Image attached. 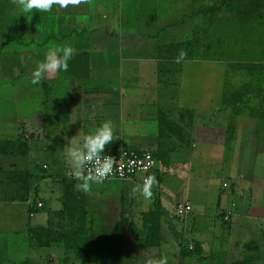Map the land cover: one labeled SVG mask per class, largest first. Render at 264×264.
Here are the masks:
<instances>
[{
  "label": "crops",
  "instance_id": "crops-1",
  "mask_svg": "<svg viewBox=\"0 0 264 264\" xmlns=\"http://www.w3.org/2000/svg\"><path fill=\"white\" fill-rule=\"evenodd\" d=\"M224 1L88 0L79 6L57 7L50 14L37 11L28 19L17 17L12 0H0V138L13 136L0 139V214L11 211L10 220L14 221L16 207L22 205L28 219L42 212L47 215L46 224L29 223L23 230L27 237L21 247V252H26L21 264H74L72 254L79 259L75 264H83L84 256L61 244H36L34 230H56L52 225L55 217L66 211L63 185L54 180L56 174L48 172L44 156L53 159V153L58 155L56 169L68 164L62 153L71 138L90 133L105 120L112 122L116 138L104 151L121 146L149 149L156 159L153 173L159 156L166 168L187 167L199 173L195 164L207 160L206 165H214L223 175L235 176L232 184L227 180L221 187L217 184L213 195L216 210L209 218L199 211L208 200L206 196L214 193L212 182L218 178L212 171L197 176L190 172L196 179L195 193L187 190L185 200L177 203L188 201L192 210L180 219L168 204L162 206V244L156 249L178 245L175 248L182 250L179 258L188 264H194L189 262L192 248L202 257L197 264H206L218 254L226 264L250 257L254 264H264V184L260 183L264 175L258 166L254 168L255 162L264 159V115L246 108L252 93L231 98L228 105L237 106L231 112L224 106L219 110L198 107L197 102L182 100L179 94L181 64L226 59L228 72L245 80L254 68V60L248 56L253 44L262 51L263 62L258 64H264V3ZM247 25L250 29L242 30ZM228 37L235 38V46L241 38L243 48L248 49H241L240 60L229 61L224 55L233 52L226 48ZM65 43L77 49L68 72L50 74L34 85L32 70L37 62L51 46ZM180 51L186 56L176 63ZM261 83L264 89V81ZM236 85L237 89L255 88L247 80ZM232 118L237 129L230 131L227 125ZM5 156H15V160L6 161L11 165L6 169ZM209 175H213L210 180ZM46 195L49 201H58V206L49 207ZM39 201L42 208H37ZM227 213L233 216L226 226L223 217ZM175 219L184 222L183 229L191 233L188 245L182 241L175 244ZM216 220L228 231L224 246L214 252L220 242ZM37 249H61L64 256L38 253ZM32 251L36 252L33 257ZM0 264L7 263L0 260Z\"/></svg>",
  "mask_w": 264,
  "mask_h": 264
},
{
  "label": "rangeland",
  "instance_id": "rangeland-1",
  "mask_svg": "<svg viewBox=\"0 0 264 264\" xmlns=\"http://www.w3.org/2000/svg\"><path fill=\"white\" fill-rule=\"evenodd\" d=\"M248 27L249 25L243 26L242 30L246 28V31H248L250 29ZM254 33L256 32L254 31ZM255 38L258 39L259 37L254 36V39ZM237 40H239V42L236 41L235 46L233 44L235 38H227L228 45H226V48L230 51H233L232 53H224L229 61H231L230 59L240 60L243 56L241 53V49H245L243 48V42L241 41V38H237ZM247 46L248 45L245 43V47ZM252 48L253 49H249V52L248 49H245L246 52H248V56L250 57V59L254 60V62L251 64V67L254 68L250 67L252 72L251 74L246 73L245 80L236 78L237 76L233 77V75L228 72L229 67L227 66L226 62H224L226 59L221 62L220 59L213 58L212 61L208 60L206 63L189 65L186 64L185 66H183L184 64H181L180 66L182 67L183 72L180 73V76H182L179 86L180 99H189V101H195L197 102L198 107L200 106L201 108H210L211 110H219L221 106H224V110L227 108L226 110L231 112L232 109L237 108L235 104L231 106L228 105V103L232 102L231 98H234L236 100L237 98L239 99L244 95L246 97H249L247 94L252 93L253 95H251L248 100L249 104L247 103V105L250 106H247L246 108H248L249 112H257L264 115V104L260 106L256 104V102L263 103L264 101V89L262 88L261 83L264 81V64H258V62H263L262 51L259 52V47H257L256 49V46H254V44L252 45ZM251 52H254V55L251 56ZM249 77L252 78H250L249 80ZM246 80L248 82L252 81L255 84V88L237 89L236 82L240 85V81L241 83H243ZM234 119L232 118V120H230L229 124L227 125V128L230 131L237 129L235 121L236 119ZM226 122L227 121L224 120V124H226ZM238 123L239 122H237V124ZM2 138H13V136L11 134H8L5 137H1L0 139ZM51 156H53V159L49 158L48 156H44V158L48 160V164L50 166L48 172L56 174V179L53 175L54 180L63 185L64 194L67 193L77 196L81 201V207H83V210H79L67 207L65 205L66 211L63 212L60 216H56L54 219V224H52L56 226V230L53 229L55 232H71L78 229L82 225H85L88 228L89 232L98 233L104 224L116 220L117 218L119 219L123 217L128 218L130 223L136 228L139 236L143 237L146 232V228L148 227L150 213L153 209L159 207L162 208L163 205L166 206V204H168V206H170L171 208L172 214L175 215L174 210H172V208H174V204H176L179 200H185L184 193H186L187 190L190 191L191 195L195 193L194 186L196 185V179H192L190 172L194 176H197L203 173L210 174L209 172L212 171V174L218 178L217 180H214L212 182L211 189L214 193L206 196L208 197V200L199 211L206 217H214L216 205L213 206V204L216 202L213 201V195L217 194V184H220L219 187H221L223 181L225 180L229 181L230 184H232L231 182L235 178V176H229V174L226 173H224L223 175L221 171L219 172V170H217L214 165L211 166L210 163L206 165L207 160L201 161L200 164H195L194 168L198 169L199 173H193L192 170L187 167H181L180 169L166 168L163 161L161 160V157L158 156V159L160 160H158L157 162L155 172H152V175H154L152 177L155 178V182L151 189L153 195L150 200H144L139 196L136 198H130L129 196L131 187L136 183L143 182L142 173H138L136 175V182L109 181L99 186L93 185L92 189L88 193H84L82 191H79L76 187V185L80 183V181L75 178L70 164H63L64 166L61 165L60 168L56 169L59 160L57 158L58 155L53 153ZM14 157L15 156H7L3 160L5 169L11 167L10 162L12 160H15ZM8 159H10V162H6ZM259 161L260 163L257 164L254 160H251V163L254 164L255 162L256 166H254V168L258 166V169L264 175V169L262 167L264 164L262 163L264 162V159H260ZM203 162H205V164ZM55 171L57 173H55ZM68 173H73V177H69ZM252 173L253 172H251V175ZM213 175H209L207 179H212ZM248 181L249 180H247V182ZM260 183L264 184V181ZM225 184L227 185V183ZM201 188L203 189L204 185L201 186ZM256 192L258 193V190H256ZM47 196L48 195H46V198L48 199L47 201L49 207L54 209V207L58 206V201H49V197ZM16 210L17 211L14 214V221L10 220L11 216L13 215L11 214V211L6 210V213L4 215L3 213L2 215L0 214V260L7 264H16L17 262L18 264H21L20 261L23 260V256L26 254V252H21V247H23V243H26L25 238L27 237V234L24 233L23 230H26L28 224H46L47 215L45 214V212H42L41 215L38 214L36 217L28 219L25 208L22 205H18L16 207ZM216 221L217 223L214 225H217V227H219V232L216 233V239H218L217 241L220 242L216 244V247L213 248L214 252L218 251L221 245L224 246V239L225 241L227 240V235H225L224 237V233L228 231V228L223 226L220 220ZM175 222L178 225V232L175 235L177 241L175 242V244L180 245V242L182 241V244L188 245V238L191 236V233H189L188 229L187 231L183 229L182 225L184 224V222L183 224H180L177 219H175ZM222 227L224 228V231ZM260 228H262V226ZM49 234L50 233L47 232L46 237H48ZM128 238L129 239H127V241L125 242L126 245L124 250L126 255L133 259L132 264H141V260H143L145 257H156L158 255H167L169 264H181V262H183V258H179V256H181L180 254L182 250L180 251V249L177 250L175 248L178 245H174L175 247L166 246L162 249H150L139 246L136 239H134L132 236L129 235ZM37 252L42 254L54 252V256H59V258H62L64 256L61 249H37ZM35 253V251H32V257ZM196 254L197 253H194L192 255L190 254L192 258L189 262H194V264H197L198 260H200L202 257H199ZM200 255L202 256V254ZM218 255L220 258L217 256H213L212 259L207 260L206 264H217L218 262H220V260H222L221 255ZM72 256L74 255L72 254L70 258L72 259L74 264L75 262L79 261V259H75ZM87 258L90 259L89 261H91V264H95L92 260L95 258L94 255Z\"/></svg>",
  "mask_w": 264,
  "mask_h": 264
},
{
  "label": "clouds",
  "instance_id": "clouds-1",
  "mask_svg": "<svg viewBox=\"0 0 264 264\" xmlns=\"http://www.w3.org/2000/svg\"><path fill=\"white\" fill-rule=\"evenodd\" d=\"M88 0H12L17 17L24 15L32 17L35 12L50 14L55 8H66L69 4L79 6ZM77 49L71 43L62 46H51L42 60L38 61L32 70V83L39 84L50 74L68 72L69 62L73 59ZM186 53L180 51L176 63H181ZM116 132L111 121L105 120L90 133L71 138L62 155L71 166L75 178L80 181L76 185L79 191L88 193L93 185H102L113 175L115 161L111 156L105 155L107 145L113 143ZM154 177H146L142 183L134 184L129 192L130 198L141 197L144 200L152 198ZM141 264H169L167 255L145 257Z\"/></svg>",
  "mask_w": 264,
  "mask_h": 264
},
{
  "label": "trees",
  "instance_id": "trees-1",
  "mask_svg": "<svg viewBox=\"0 0 264 264\" xmlns=\"http://www.w3.org/2000/svg\"><path fill=\"white\" fill-rule=\"evenodd\" d=\"M238 1V0H225ZM246 1H260L264 0H246ZM1 149V145H0ZM64 203L67 207L83 210L81 201L73 194H64ZM36 210V209H35ZM50 233L46 237V233ZM132 236L138 242L139 246L145 248H159L162 244L161 233V208H156L150 213L148 227L144 236H139L136 228L130 223L128 218H117L104 224L98 233L89 232L85 225L71 232H55L49 228H40L34 230V237L38 246H48L51 243L61 244L65 250L73 252L78 255L86 257L83 264H91L89 256H95V264H132L131 259L125 253V245L128 236ZM188 254L199 253V250L192 248ZM181 264H188L181 262ZM217 264H226L220 260ZM234 264H254L253 258H246Z\"/></svg>",
  "mask_w": 264,
  "mask_h": 264
},
{
  "label": "built area",
  "instance_id": "built-area-1",
  "mask_svg": "<svg viewBox=\"0 0 264 264\" xmlns=\"http://www.w3.org/2000/svg\"><path fill=\"white\" fill-rule=\"evenodd\" d=\"M105 155L111 156L115 161L113 175L104 183L109 181H136V175L143 173L142 181L146 177H152L151 172L155 167L156 159L153 152L149 149L141 151L131 150L125 147L104 151ZM43 202H37V208H42ZM175 215L183 219L184 216L192 210L191 204L179 202L175 206ZM33 216L34 213H31ZM233 213L224 215L223 220L227 226L232 221Z\"/></svg>",
  "mask_w": 264,
  "mask_h": 264
}]
</instances>
